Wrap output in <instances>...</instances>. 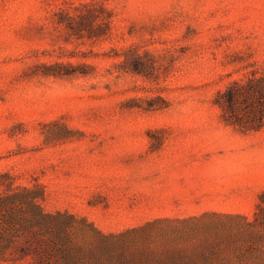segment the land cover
Here are the masks:
<instances>
[{
    "label": "rangeland",
    "instance_id": "1",
    "mask_svg": "<svg viewBox=\"0 0 264 264\" xmlns=\"http://www.w3.org/2000/svg\"><path fill=\"white\" fill-rule=\"evenodd\" d=\"M17 188L100 264H264V0H0Z\"/></svg>",
    "mask_w": 264,
    "mask_h": 264
},
{
    "label": "trees",
    "instance_id": "2",
    "mask_svg": "<svg viewBox=\"0 0 264 264\" xmlns=\"http://www.w3.org/2000/svg\"><path fill=\"white\" fill-rule=\"evenodd\" d=\"M40 199L43 191L28 188L0 193V264H100L94 250L85 255L68 246L66 216L46 212Z\"/></svg>",
    "mask_w": 264,
    "mask_h": 264
}]
</instances>
